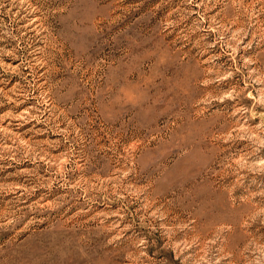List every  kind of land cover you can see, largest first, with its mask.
<instances>
[{
	"label": "rangeland",
	"instance_id": "1",
	"mask_svg": "<svg viewBox=\"0 0 264 264\" xmlns=\"http://www.w3.org/2000/svg\"><path fill=\"white\" fill-rule=\"evenodd\" d=\"M0 264H264V0H0Z\"/></svg>",
	"mask_w": 264,
	"mask_h": 264
}]
</instances>
